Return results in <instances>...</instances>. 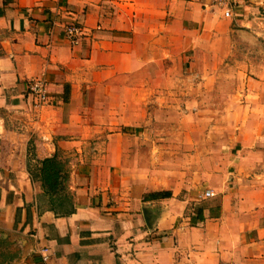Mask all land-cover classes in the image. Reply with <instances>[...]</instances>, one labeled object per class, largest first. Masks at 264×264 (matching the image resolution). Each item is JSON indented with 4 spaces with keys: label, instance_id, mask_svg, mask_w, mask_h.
Here are the masks:
<instances>
[{
    "label": "crops",
    "instance_id": "1",
    "mask_svg": "<svg viewBox=\"0 0 264 264\" xmlns=\"http://www.w3.org/2000/svg\"><path fill=\"white\" fill-rule=\"evenodd\" d=\"M225 2L230 18L213 0H0V264H264V0ZM181 52L195 88L174 86ZM173 103L211 130L168 133L153 116ZM158 126L180 169L141 161Z\"/></svg>",
    "mask_w": 264,
    "mask_h": 264
},
{
    "label": "rangeland",
    "instance_id": "2",
    "mask_svg": "<svg viewBox=\"0 0 264 264\" xmlns=\"http://www.w3.org/2000/svg\"><path fill=\"white\" fill-rule=\"evenodd\" d=\"M228 4L224 1V6ZM223 7H218V9H221ZM222 11L224 9H221ZM231 12V10H230ZM181 52L180 54H177L176 60L174 59V62L171 63L172 66V74L174 77V86H179L181 88H187V87H194L197 85L196 82L194 80H188L185 77V75L187 74L188 71V63L185 62V58L183 57ZM180 55V56H178ZM221 86L222 88H226L228 86V80L227 79H222L221 80ZM212 86V85H211ZM180 97V95H179ZM146 114H149V112H147ZM212 117V112L207 111V112H196V111H190L188 113H186L184 110L181 109V106L178 105L177 103H173L172 106H170L169 110L166 111H161V110H157L154 113L153 118L156 119L157 123H162L163 120H167L170 124H172L173 128L168 130V133L172 134L170 131L173 132V134L175 136L181 137L182 134H185L186 132V125H190V124H195V128L189 126V128L187 129L189 134H192V136H202L208 133L209 130H211V128L209 127H203L202 124L203 121L205 120L206 122H209L210 118ZM224 117V116H223ZM196 125L198 127H196ZM144 128L140 129L139 131H142ZM152 130H155V134L157 139V143L154 144L153 143V147L155 148V157L154 158H147L144 160H141L144 164L149 162L150 165H155L156 169L159 171L160 169H168V171L170 169H173V171L175 170V168H181V163L183 162V160L180 157V154L178 156H176L174 159L165 153V149L164 146L165 144L162 143V141H160V137H165L166 129L163 126H158L157 128H151ZM191 129H193L194 131H191ZM131 133H134L133 130H131ZM133 135V134H131ZM155 145V146H154ZM183 145L184 143L180 144H176V146H180ZM139 146H142L140 152H142V155H148L147 150L143 149L146 148V146L141 143L139 144L137 143H132L131 144V149H138ZM60 167L64 168L63 164L61 162H59ZM182 165H186L185 162L182 163ZM64 174V172H63ZM61 177L64 179L63 175H61ZM173 177H176V175H173ZM60 187L63 188V184H60Z\"/></svg>",
    "mask_w": 264,
    "mask_h": 264
},
{
    "label": "built area",
    "instance_id": "3",
    "mask_svg": "<svg viewBox=\"0 0 264 264\" xmlns=\"http://www.w3.org/2000/svg\"><path fill=\"white\" fill-rule=\"evenodd\" d=\"M213 1H214L215 6L223 7L221 9H224L223 15L225 18L231 17L230 8L227 7V5L224 6L225 0H213ZM62 33H63L64 40L68 43L70 47L79 46L82 40L84 39V37L86 36V32L84 28L76 20L66 23L62 27ZM27 95L37 105L42 104L48 98L45 84L42 81H37V80H30L27 82ZM204 197L213 198L214 194L210 191H206L204 192ZM45 252L46 250H43L44 254H41V260L43 263L48 262V256Z\"/></svg>",
    "mask_w": 264,
    "mask_h": 264
},
{
    "label": "trees",
    "instance_id": "4",
    "mask_svg": "<svg viewBox=\"0 0 264 264\" xmlns=\"http://www.w3.org/2000/svg\"><path fill=\"white\" fill-rule=\"evenodd\" d=\"M42 171V182L44 184L46 192L50 195L61 193L63 189L60 187V184H62L63 178L59 176L61 167L59 163L56 162L55 158L43 161ZM151 196L160 199H169L171 197V194L169 192H162L153 194ZM197 213V216L199 217L202 212L201 210H198ZM199 219L202 220L201 216Z\"/></svg>",
    "mask_w": 264,
    "mask_h": 264
}]
</instances>
